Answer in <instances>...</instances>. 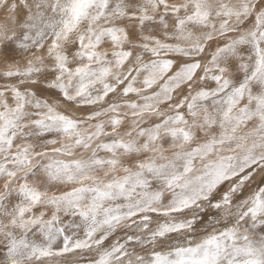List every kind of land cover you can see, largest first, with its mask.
Wrapping results in <instances>:
<instances>
[{
    "label": "snow or ice",
    "instance_id": "snow-or-ice-1",
    "mask_svg": "<svg viewBox=\"0 0 264 264\" xmlns=\"http://www.w3.org/2000/svg\"><path fill=\"white\" fill-rule=\"evenodd\" d=\"M0 264H264V0H0Z\"/></svg>",
    "mask_w": 264,
    "mask_h": 264
}]
</instances>
